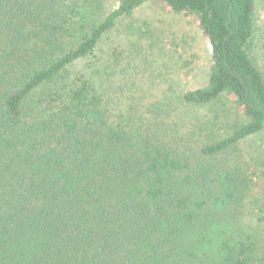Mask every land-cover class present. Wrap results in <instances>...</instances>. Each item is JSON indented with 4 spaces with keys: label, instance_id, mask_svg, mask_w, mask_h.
I'll list each match as a JSON object with an SVG mask.
<instances>
[{
    "label": "trees",
    "instance_id": "trees-1",
    "mask_svg": "<svg viewBox=\"0 0 264 264\" xmlns=\"http://www.w3.org/2000/svg\"><path fill=\"white\" fill-rule=\"evenodd\" d=\"M117 2L0 0V264H264L235 216L245 169L206 164L264 133V0ZM149 2L193 17L210 43L209 84L182 102L232 98L247 121L200 164L125 106L110 66L105 79L97 62L80 68Z\"/></svg>",
    "mask_w": 264,
    "mask_h": 264
},
{
    "label": "rangeland",
    "instance_id": "rangeland-1",
    "mask_svg": "<svg viewBox=\"0 0 264 264\" xmlns=\"http://www.w3.org/2000/svg\"><path fill=\"white\" fill-rule=\"evenodd\" d=\"M117 1L105 0L106 9L111 10ZM260 16L264 20V13ZM97 56L98 60L85 62L80 68L91 71L90 65L97 62L100 77L105 79V66H110L108 74L117 93L122 88L125 106L137 104L149 122H164V135L191 162L200 164L202 147L227 137L238 124L247 122L232 98L207 108L182 102L186 92L208 86L212 67L209 40L193 17L171 13L158 3H146L117 24L103 40ZM157 108L160 118L153 112ZM215 161L205 163L245 169L246 175H240L248 180V189L238 198L235 216L244 234L257 235L264 244V224L258 223L264 213V133Z\"/></svg>",
    "mask_w": 264,
    "mask_h": 264
}]
</instances>
